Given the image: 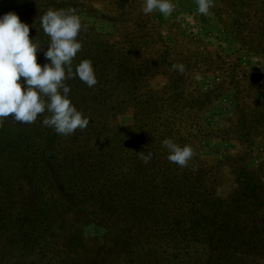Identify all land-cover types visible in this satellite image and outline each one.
Returning a JSON list of instances; mask_svg holds the SVG:
<instances>
[{
  "label": "rangeland",
  "instance_id": "rangeland-1",
  "mask_svg": "<svg viewBox=\"0 0 264 264\" xmlns=\"http://www.w3.org/2000/svg\"><path fill=\"white\" fill-rule=\"evenodd\" d=\"M43 1L48 4L45 9L21 20L29 26V38L41 45L37 62L41 65L45 59L49 43L41 27L42 15L49 9L73 8L83 25L78 36L82 50L73 70L81 60L90 59L98 83L90 88L79 78L66 81L72 103L89 119L84 130L58 135L42 124L47 112L33 124L8 117L0 126V264H85L97 257L98 243H106V248L116 243L108 227L116 222L99 211L98 201L89 192L95 189L92 184L108 174L107 167L115 168L117 174L128 163L126 159L135 160L142 151L153 154L156 148L164 151V139H177L162 134V125L142 129L153 122L154 109L163 110L159 115L165 117L172 112L167 101L173 94L172 77V81H185L178 85L187 96L196 92L210 96L202 113L189 123L193 135L184 142L194 148V161L209 166L217 195L232 194L238 161L233 164L223 151L227 149L229 155L245 151L235 150L219 131L239 110L253 114L259 110L256 100L264 101V78L258 75H264V52L248 51L230 35L226 29L230 19L222 14L221 1L212 0L209 13L201 15L196 0H173L175 8L168 17L158 11L144 15V0ZM220 17L225 19L223 25ZM129 43L144 48L143 59L160 67L168 63L160 73L143 75L136 89L120 86L110 67V61L120 56L116 52H123ZM174 64H183L184 72L174 70ZM150 126L153 131L145 133ZM107 142L111 144L105 146ZM255 142L239 165L264 169V134ZM42 167L44 172L49 170L47 178L39 170ZM33 172L39 177H32ZM74 237L81 238L83 246L74 243ZM253 254V264H264V248Z\"/></svg>",
  "mask_w": 264,
  "mask_h": 264
},
{
  "label": "trees",
  "instance_id": "trees-1",
  "mask_svg": "<svg viewBox=\"0 0 264 264\" xmlns=\"http://www.w3.org/2000/svg\"><path fill=\"white\" fill-rule=\"evenodd\" d=\"M220 1L224 6L222 14L230 19L226 28L230 35L238 43H244L248 51L263 53L264 0ZM115 3L118 8L123 6L119 1ZM47 5L43 0H0V15L11 11L22 20ZM219 21L223 25L225 19L220 17ZM143 52L142 46L130 43L123 52H116L120 56L110 61V67L120 86L136 89L143 75L160 73L168 65L160 67L155 61L143 59ZM40 59L37 55V61ZM46 62V58L42 59L41 65ZM258 75L264 78L263 74ZM172 80L173 94L167 99L172 112L165 117L159 115L163 110L154 109L155 115H150L153 122L142 129L149 124L157 128L162 125L165 127L160 131L162 134L173 135L182 146L190 145L184 142L193 135V125L189 123L202 113L210 96L197 92L187 96L178 85L185 81ZM256 101L259 108L256 114L239 110L237 117L230 115L229 125L219 131L222 140L232 143L235 150L240 147L245 151L233 155L227 149L223 151L233 164L238 161L234 174L236 187L226 197L217 195L210 168L204 161L192 158L187 167H180L168 161L167 150L156 148L147 165L140 158L126 159L128 163L117 174L113 173L115 168L107 167L108 174L92 184L95 189L89 193L98 201L99 211L116 222L108 226L115 233L112 239L116 243L109 248L106 243H98L94 256L97 257L87 259L85 264H253L250 255L264 248V169L239 162L253 148L256 138L264 134V101ZM198 130H202L201 126ZM150 131L151 126L145 133ZM110 144L107 142L105 146ZM33 164L38 170L40 162ZM41 169L43 178H47L48 168L47 172ZM31 174L39 177L36 172ZM72 241L82 245L81 238L74 237Z\"/></svg>",
  "mask_w": 264,
  "mask_h": 264
},
{
  "label": "clouds",
  "instance_id": "clouds-1",
  "mask_svg": "<svg viewBox=\"0 0 264 264\" xmlns=\"http://www.w3.org/2000/svg\"><path fill=\"white\" fill-rule=\"evenodd\" d=\"M197 11L207 15L212 0H196ZM173 0H144L142 12L150 15L155 11L165 17L174 11ZM41 27L49 37L44 57L48 62H37L41 45L29 38V26L15 12L0 15V126L11 117L17 123L33 124L45 112L42 124L52 128L58 135L70 136L79 128L84 130L89 123L70 99L68 79L79 78L88 87L98 81L90 59L75 65L73 61L82 50L78 36L82 21L75 9H49L41 17ZM174 70L184 72L183 64H174ZM170 163L187 167L194 156L191 145H180L171 138L162 141ZM141 161L147 165L152 153L140 152Z\"/></svg>",
  "mask_w": 264,
  "mask_h": 264
}]
</instances>
